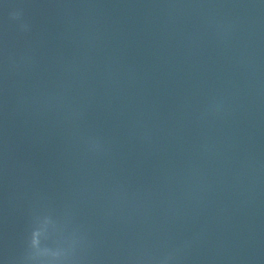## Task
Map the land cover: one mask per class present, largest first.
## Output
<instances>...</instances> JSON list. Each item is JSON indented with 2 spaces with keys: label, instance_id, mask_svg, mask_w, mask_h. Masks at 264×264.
<instances>
[{
  "label": "water",
  "instance_id": "95a60500",
  "mask_svg": "<svg viewBox=\"0 0 264 264\" xmlns=\"http://www.w3.org/2000/svg\"><path fill=\"white\" fill-rule=\"evenodd\" d=\"M0 264H264V0H0Z\"/></svg>",
  "mask_w": 264,
  "mask_h": 264
}]
</instances>
